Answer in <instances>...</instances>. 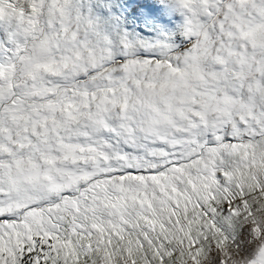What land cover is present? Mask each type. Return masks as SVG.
Listing matches in <instances>:
<instances>
[{
    "label": "snow or ice",
    "instance_id": "obj_1",
    "mask_svg": "<svg viewBox=\"0 0 264 264\" xmlns=\"http://www.w3.org/2000/svg\"><path fill=\"white\" fill-rule=\"evenodd\" d=\"M173 6L0 0V264H264V0Z\"/></svg>",
    "mask_w": 264,
    "mask_h": 264
},
{
    "label": "rangeland",
    "instance_id": "obj_2",
    "mask_svg": "<svg viewBox=\"0 0 264 264\" xmlns=\"http://www.w3.org/2000/svg\"><path fill=\"white\" fill-rule=\"evenodd\" d=\"M94 16L110 14L122 21L129 32L148 39L169 38L170 42L183 47L187 38L182 34L185 17L173 6V0H86Z\"/></svg>",
    "mask_w": 264,
    "mask_h": 264
},
{
    "label": "bare ground",
    "instance_id": "obj_3",
    "mask_svg": "<svg viewBox=\"0 0 264 264\" xmlns=\"http://www.w3.org/2000/svg\"><path fill=\"white\" fill-rule=\"evenodd\" d=\"M171 1V0H170Z\"/></svg>",
    "mask_w": 264,
    "mask_h": 264
}]
</instances>
